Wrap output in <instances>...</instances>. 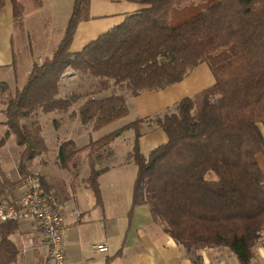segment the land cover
Returning <instances> with one entry per match:
<instances>
[{
    "label": "trees",
    "instance_id": "16d2710c",
    "mask_svg": "<svg viewBox=\"0 0 264 264\" xmlns=\"http://www.w3.org/2000/svg\"><path fill=\"white\" fill-rule=\"evenodd\" d=\"M6 0H0V13ZM146 6L123 24L71 54L79 24L91 0H74L64 38L53 56L34 65L22 88L11 94L1 86L8 131L23 148L19 171L49 148L39 124L24 123L38 112H77L92 132L129 114L125 92L137 96L182 82L207 64L215 84L181 100L163 117L150 119L167 135V142L148 156L141 153L142 120L109 133L86 147L91 169L87 184L99 194L95 163L126 130L135 140L127 160L137 167L132 209L146 204L169 235L192 254L227 248L239 264H253L264 245V0H124ZM211 2L206 10L176 15L189 2ZM16 24L22 25L23 6L11 0ZM42 8L43 0H32ZM22 20V21H21ZM22 23V24H21ZM96 79L95 90L61 98L62 78L68 71ZM120 90V92H118ZM74 141L60 147V165L78 176L81 153ZM28 176V175H27ZM20 180L6 178L0 168V203H14ZM16 222L0 225V264H17L20 251L10 237Z\"/></svg>",
    "mask_w": 264,
    "mask_h": 264
},
{
    "label": "crops",
    "instance_id": "0c3cea01",
    "mask_svg": "<svg viewBox=\"0 0 264 264\" xmlns=\"http://www.w3.org/2000/svg\"><path fill=\"white\" fill-rule=\"evenodd\" d=\"M33 7L34 9H31L28 5V44L32 46L35 40L37 52L33 47H28V76L34 65H42L57 50L54 49L64 38L73 12L74 0H43L42 8ZM146 8L124 0H91L87 17L79 24L76 31L70 49L71 54L81 52L86 46L123 24L128 17ZM23 15L25 17L23 26H25L27 13L24 7ZM17 27L12 2L6 0L0 13V72L18 69L19 60L16 57L14 40L15 36L22 32ZM78 79L79 76L72 70L65 74L61 82V98H66L77 91L79 94L85 93L81 89L78 90L76 82ZM0 83L1 86L3 84L8 86L11 94L21 88L18 86L11 88L4 81ZM214 84L215 79L210 68L207 64H201L182 82L164 90L145 91L137 96L131 95V99L126 96L129 114L125 118L133 116L136 120L143 121L140 138L141 153L148 156L168 140L166 133L153 122H149L150 119L167 115L181 100L194 97ZM1 86L0 135L5 137L8 128L5 125V105L2 102ZM83 102L81 100L69 113L77 112ZM63 114L55 119L58 127L61 123L64 127L70 120L80 125L78 118L69 115L70 119H68L65 117L68 113ZM80 126L84 127V125ZM125 135L127 137L123 139ZM132 135L135 140L134 130L124 131L111 149L103 152L97 159L95 168L97 171H103L98 179V195L87 184L91 172L88 162L89 153L85 160L81 158L77 177L71 170L60 165L61 146L58 147L56 154L59 160L55 165L58 170L55 175L38 169L37 173L41 176L44 192L53 193L67 214L64 222L65 264H195V257L169 235L165 225L153 217L148 205L143 204L132 209L133 187L137 175V167L127 160L133 149ZM9 139L16 142L14 136H10ZM91 141L81 147L76 141L74 142L85 153ZM119 142L122 146L118 145ZM7 144L8 141L0 145V150H3ZM8 154L12 156L11 153ZM2 157L6 161L13 158L6 154ZM12 163L15 164V160ZM11 165L7 164V167ZM262 166L264 169V163ZM13 168L12 171L15 173L12 178L6 175L7 172L10 175L8 168L6 172L2 166V171L6 178L12 181L20 180L19 167L14 165ZM16 195L15 189L13 199ZM74 209L81 212L80 218L77 219L69 214ZM17 224L19 232L10 237L20 251L17 264H53L49 258V247L37 225L28 220ZM95 245L106 246L108 251L97 252L93 248ZM256 251L257 256L253 264H264V245H259ZM198 254L201 258L200 264H239L234 255L224 247L207 249Z\"/></svg>",
    "mask_w": 264,
    "mask_h": 264
},
{
    "label": "rangeland",
    "instance_id": "374dc122",
    "mask_svg": "<svg viewBox=\"0 0 264 264\" xmlns=\"http://www.w3.org/2000/svg\"><path fill=\"white\" fill-rule=\"evenodd\" d=\"M19 1L20 3H22V6L26 10L27 17H26L25 26H23L22 23H21L22 24L21 26L17 24L18 25L17 28L22 32V34H18L17 36H15V40H14L15 53H16V57H18V60H19L18 69L14 71L4 70L0 72V80H1L0 82L2 81L7 82L11 86V88H14L16 86L22 88L26 84V81L28 79V47H31V48L33 47L34 50L37 52V49H35V47L37 46L35 43V40L33 41L32 46L31 45L29 46L28 44V5H29V8L31 9L32 8L34 9L33 6L35 5L32 2V0H19ZM184 6L186 8L190 7V12H192L198 9L202 11L206 10L212 7L213 4L207 1L206 2H196V1L189 2L183 5L182 7L176 8V15L178 13L181 14V12L179 11H183ZM20 18H22L24 22L25 17L23 14L20 16ZM56 48L58 47H55L54 50H56ZM77 75L79 76V79L76 80L78 90L81 89L83 90V92H86L87 94H90V92L95 90L94 85L97 82L96 79L82 76L78 73ZM0 86H1V83H0ZM122 91L125 93L127 97H129V99H131L130 97L131 94H129L128 92H125V89H123ZM118 92H120V90H118ZM62 114L63 113H60V112L49 113V114L38 112L36 115L32 117H28L24 119L27 124H31V123L39 124L42 127V130H43L42 136L44 137L46 144L49 148V153L47 155L37 156L28 162L27 167H28L29 174L27 175H39V173H37L38 169L42 172L46 171L47 174L50 173L52 175H55V172L58 171L57 166L55 168V165L58 164V160H59L58 155L56 154L58 151V147L61 146L63 142L67 140H74L81 147L87 144L90 140L95 141L109 133L114 132L116 129L121 128V126L129 124V123L131 124L136 120L133 116L125 118L123 120H120L114 126L102 129L101 131L96 132L97 134H94L95 132L90 131L91 128L89 126L81 127L80 126L82 125L81 122H80V125H78V124H74L72 120H70V122L67 123L64 127H62V123L61 125L58 123L59 124V127H58L56 125L55 119H58V116ZM69 115L70 113H68L67 116L65 117L70 119ZM131 133H133V131H131ZM126 137H127L126 135L123 136V139H126ZM3 138L4 137L0 135V140H2ZM123 139H121V141ZM131 139L132 141L134 140V135L131 136ZM7 141H8L7 146L3 150H0V166H1V169L3 166L6 172L8 168V170L10 171V175H9V172H7L6 175H8L9 178H12V176L15 173L14 171H12L14 169L13 167L14 165L19 167L23 148L19 147L15 141H11L10 139H8ZM118 145L122 146L120 142L118 143ZM123 146L126 147L127 145H123ZM8 153H11L12 156ZM87 153H89V151H85V153L84 151H82L81 158L85 160ZM5 154L13 158H9L8 161H6L2 157ZM13 160H15V164L12 163ZM7 164H12V165L7 167Z\"/></svg>",
    "mask_w": 264,
    "mask_h": 264
},
{
    "label": "built area",
    "instance_id": "2783aa9c",
    "mask_svg": "<svg viewBox=\"0 0 264 264\" xmlns=\"http://www.w3.org/2000/svg\"><path fill=\"white\" fill-rule=\"evenodd\" d=\"M14 203H0V225L6 222L19 223L24 220L34 222L49 247V258L53 264H65L64 243L66 239V211L53 193L46 194L39 175L22 178L16 188ZM80 218L81 212L74 209L69 213ZM97 252H107L103 245L93 246Z\"/></svg>",
    "mask_w": 264,
    "mask_h": 264
}]
</instances>
